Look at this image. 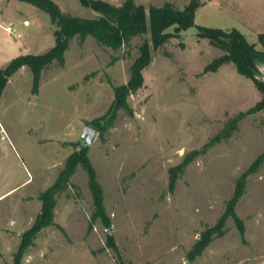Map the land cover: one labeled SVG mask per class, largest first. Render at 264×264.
I'll list each match as a JSON object with an SVG mask.
<instances>
[{"label": "rangeland", "instance_id": "obj_1", "mask_svg": "<svg viewBox=\"0 0 264 264\" xmlns=\"http://www.w3.org/2000/svg\"><path fill=\"white\" fill-rule=\"evenodd\" d=\"M53 1L71 15H99L80 0ZM105 1L121 5L125 0ZM134 1L184 9L191 0ZM13 5V15L0 18L12 21L21 36L8 32L0 19V68L14 57L42 54L55 45V26L46 10L21 0ZM195 24L237 28L262 49L264 0H200ZM196 25L153 51L144 85L129 95L127 106L120 105L116 88L128 83L149 33L119 49L77 35L65 62L43 69L37 85L28 66L10 77L0 98V264H15L24 233L45 216L42 195L57 182L68 158L84 147L103 189L110 226L93 216L89 174L80 164L68 181L62 178L52 197V223L41 228L29 248L60 251L69 245L95 255L109 250L111 261H122L117 235L121 225L134 224V233H147L143 256L166 255L169 261L184 252L191 264H264V163L246 177L237 218L227 215L224 233H213L204 255L195 261L188 256L226 214L239 179L264 151V107L247 113L263 92L233 63L207 70L224 51L198 37ZM94 120L104 127L94 126ZM87 126L97 134L85 145ZM84 258L77 262L87 263Z\"/></svg>", "mask_w": 264, "mask_h": 264}, {"label": "trees", "instance_id": "obj_2", "mask_svg": "<svg viewBox=\"0 0 264 264\" xmlns=\"http://www.w3.org/2000/svg\"><path fill=\"white\" fill-rule=\"evenodd\" d=\"M29 2L37 7L46 10L52 24L55 26V45L47 52L42 54L27 53L13 58L5 68H0V98L10 77L22 66H28L35 75L37 85L40 72L51 65L54 61L63 64L65 62V52L69 47L70 40L75 36H80L84 41L87 36H93L99 43L113 49H119L128 43L134 36L150 34L149 38L144 39L139 47V55L131 65V76L127 84L116 88V97L120 100V105L128 103V97L143 87L145 82L144 70L153 61V51L163 46L173 37H181L183 30L195 26V13L200 5V0H191L184 9H178L171 3L162 6L136 4L134 0H125L121 5L113 4L105 0H80L84 6L90 7L99 13L92 18L79 17L64 12L58 3L53 0H21ZM197 35L205 38L214 46L221 48L224 53L216 57L206 66L207 70L217 71L227 63H233L238 72L252 79L264 94V81L260 78L261 68L264 67V33L259 35L262 49L257 48L256 43H251L246 35L239 29L233 28L225 30L217 27H207L196 25ZM264 107V97L256 106L249 109L247 113H253ZM115 112L105 116V123L114 117ZM244 114H240L243 117ZM110 116V117H109ZM237 121V120H236ZM94 126L99 129L104 127L101 120H94ZM232 126L235 123H231ZM264 163V151L254 161L249 170L239 179L236 192L231 199L227 212L216 225L208 228L200 240H198L191 250L189 256L194 258L201 254L209 245L213 233L222 235L223 226L227 215L231 214L235 218V206L240 196L245 191L246 177L257 170ZM82 165L89 174V184L94 195L96 212L94 217H100L105 225L110 226V219L107 216L103 203V189L98 182L97 173L88 155L87 147L72 154L66 163L65 169L61 172L57 182L47 190L42 197L45 199V216L39 219L30 229H28L21 240L20 248L15 256V264H21V259L33 243L36 234L45 225L52 223L53 209L55 201L53 195L60 186L62 178L68 181L78 165ZM243 230V228H242ZM111 237V235H109ZM112 239V238H111ZM110 244L116 249L113 240Z\"/></svg>", "mask_w": 264, "mask_h": 264}, {"label": "crops", "instance_id": "obj_3", "mask_svg": "<svg viewBox=\"0 0 264 264\" xmlns=\"http://www.w3.org/2000/svg\"><path fill=\"white\" fill-rule=\"evenodd\" d=\"M1 1L0 16L4 14L13 15V4L18 0H3V3H1ZM0 19L3 21V23H8L6 22V20H4V18ZM23 21L26 24L30 23L28 18H23ZM61 225L63 227H66V225L64 224ZM134 226L136 225L132 224L129 228L126 229L121 225L122 228L119 229L121 234L117 235V244L121 251L122 261H119V259H117V261H111V259L109 258V250L98 251L95 255L94 252L92 253V251H90V253L85 252L84 254L83 252H79L76 249H73L69 245L65 250L60 251H56L55 246H53L52 248H49L48 246L39 248L36 246H32V249L28 248L25 253V264H54L56 262H61L62 264H79V262L77 261L82 256H85L84 260H86L87 263L82 262L80 264H191L189 262V258L185 256L184 252L180 255V258H170L169 261V257H167L166 255H153L151 253H149V255L147 254V256L141 255L140 253L143 249V239L147 236V233H134ZM33 248L37 249L34 250ZM187 249V253L189 254L190 248ZM205 251L206 249L201 254L197 255L196 258L204 255ZM48 255H51L53 258L47 259ZM196 258H194L193 261H195ZM12 262H14V260Z\"/></svg>", "mask_w": 264, "mask_h": 264}, {"label": "water", "instance_id": "obj_4", "mask_svg": "<svg viewBox=\"0 0 264 264\" xmlns=\"http://www.w3.org/2000/svg\"><path fill=\"white\" fill-rule=\"evenodd\" d=\"M96 134H97V130L94 127L87 126L82 133V139L85 140V145H88L94 142L96 139Z\"/></svg>", "mask_w": 264, "mask_h": 264}, {"label": "built area", "instance_id": "obj_5", "mask_svg": "<svg viewBox=\"0 0 264 264\" xmlns=\"http://www.w3.org/2000/svg\"><path fill=\"white\" fill-rule=\"evenodd\" d=\"M4 27L8 32L16 34L18 37L21 36V34L18 33L17 28L15 27L14 23L12 22L4 23Z\"/></svg>", "mask_w": 264, "mask_h": 264}]
</instances>
